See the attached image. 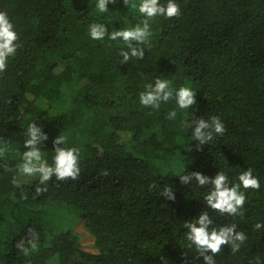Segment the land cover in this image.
Wrapping results in <instances>:
<instances>
[{"label":"trees","instance_id":"1","mask_svg":"<svg viewBox=\"0 0 264 264\" xmlns=\"http://www.w3.org/2000/svg\"><path fill=\"white\" fill-rule=\"evenodd\" d=\"M176 3L179 17L151 22L144 59L122 65L119 42L89 37L94 22L111 32L143 19L122 0L107 13L96 10V0H0L20 45L0 73V138L10 143L8 165L19 163L34 120L48 136L40 148L49 164L59 134L67 137L66 147L81 150L79 178H53L39 196L38 180L17 188L16 173L0 167V264H203L185 247L182 227L201 211L209 212L213 226L234 223L247 236L235 254L225 246L217 264H257V257L264 264V229L254 230L264 223V0ZM158 77L175 89L191 87L197 105L186 113L174 100L159 111L142 107L140 92ZM75 79L85 81L75 89ZM174 109L177 117L168 120ZM212 116L226 131L196 151L186 123ZM247 168L260 189L245 192L243 216L217 215L203 201L211 185L185 186L175 176L213 177L222 170L238 183ZM153 182L171 185L175 201L149 191ZM74 216L93 235L95 252L81 247ZM28 228L39 235L38 251L24 256L15 245Z\"/></svg>","mask_w":264,"mask_h":264},{"label":"clouds","instance_id":"2","mask_svg":"<svg viewBox=\"0 0 264 264\" xmlns=\"http://www.w3.org/2000/svg\"><path fill=\"white\" fill-rule=\"evenodd\" d=\"M117 0H96L95 8L99 13H107L108 5L115 4ZM125 7L137 10L143 18L133 27L118 29L109 32L106 25L102 23H92L89 25V37L94 41H103L107 38L112 42H119L120 50L118 55L122 58L120 64L128 63L130 60H142L145 56V47L151 48L150 30L151 22L156 17L166 19L180 16V6L176 0H122ZM35 22V21H34ZM19 36L14 24L10 20L6 11L0 10V73L7 69L9 58L14 57L20 47ZM175 101L177 108L182 112H187L197 105L196 91L191 87L181 86L178 89L172 87L170 79L157 78L154 83L144 85V91L139 94V103L144 108L152 111H159L162 103ZM151 115V112L148 113ZM177 111L171 110L167 114L168 120H174ZM186 127L191 128L192 141L197 142L196 151H200L204 145H208L216 136H222L226 131L220 117L212 116L208 120L203 118L194 119L186 123ZM23 141L24 150L20 155L19 163L12 168L7 163V155L10 150V143L0 138V160L4 161L0 167L6 172H15L13 184L20 188L26 179L38 180L35 187V195L39 196L47 191L50 181L77 180L80 174L81 150L77 147H66L67 137L59 134L53 141L52 162L49 164L40 146L48 140V136L37 125L35 120L27 125ZM187 150H191L188 148ZM101 175L107 176L106 170H101ZM179 182L188 186L193 181L200 188L207 187V192L203 196L206 208L211 209L219 216H243L246 202L245 192L249 189L259 190V179L253 175V169L247 168L238 177V183H231L228 175L220 170L215 176L209 177L198 171L179 174ZM149 191H157L159 196L166 200L175 201V195L171 185L165 184L163 187L155 182L149 185ZM22 198H27L22 193ZM187 231L184 232L185 247L193 249L196 256L202 258L203 264H217L215 257L223 252L225 246L232 254L238 252L247 236L242 231H237L234 223L223 226H213V219L208 211H201L195 219L185 221L182 225ZM264 229V223L257 222L254 230ZM39 235L33 228H28L26 236L16 243V248L24 256H28L38 251ZM259 264V257L256 258Z\"/></svg>","mask_w":264,"mask_h":264},{"label":"rangeland","instance_id":"3","mask_svg":"<svg viewBox=\"0 0 264 264\" xmlns=\"http://www.w3.org/2000/svg\"><path fill=\"white\" fill-rule=\"evenodd\" d=\"M84 79H75L71 83V87L77 88L82 83H84ZM67 95V103L66 105H70L71 103V93L69 91L66 92ZM68 107V106H67ZM131 146V145H130ZM72 229L78 236L79 243L81 244V247H83L85 250H89L92 252L96 251V247L94 245V238L93 235H91L88 230L86 229L84 225V220L74 216L73 223H72ZM52 263H55V260L51 261Z\"/></svg>","mask_w":264,"mask_h":264}]
</instances>
